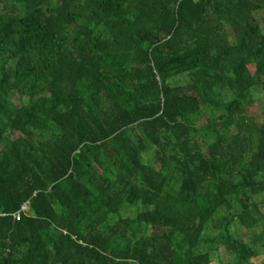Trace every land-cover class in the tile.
I'll return each mask as SVG.
<instances>
[{"label": "trees", "instance_id": "trees-1", "mask_svg": "<svg viewBox=\"0 0 264 264\" xmlns=\"http://www.w3.org/2000/svg\"><path fill=\"white\" fill-rule=\"evenodd\" d=\"M260 14L264 0H0V264H213L221 248L253 264ZM237 224L262 232L241 242Z\"/></svg>", "mask_w": 264, "mask_h": 264}, {"label": "rangeland", "instance_id": "rangeland-1", "mask_svg": "<svg viewBox=\"0 0 264 264\" xmlns=\"http://www.w3.org/2000/svg\"><path fill=\"white\" fill-rule=\"evenodd\" d=\"M258 21L261 25L264 24V17L261 14L258 15ZM262 28L264 30V25L262 26ZM250 72L253 74L255 72V68L250 67ZM178 80H179L178 83H184L185 84L190 79L182 77V78H179ZM256 97H257V104L250 109V114L256 120L257 123L262 125V124H264V100L262 98V94H260V93H258L256 95ZM225 99L230 100V99H232V96L225 97ZM11 101L18 107L22 106L25 102L24 99H20L19 97L14 96V95L11 96ZM208 119H209V115L207 114L202 118V124H207ZM256 199L260 204V208H261L262 213L264 214V196H259ZM233 210H232V207L226 208L225 210L222 211V216H227ZM220 214H221V212H220ZM125 215L130 216L133 214L126 213ZM218 219H219V216H217V220ZM233 232L234 233L238 232L239 240L241 242L248 243L249 241H252L255 239V234H259L262 232V227L256 228V229H254V231H249V230L245 229L244 227H242L241 225L237 224L234 226ZM212 233L214 235H217L216 231L212 230ZM257 250L259 252V255L257 258H254L252 260V262H253V264H264V248L262 246L258 245ZM213 264H237V258L233 253H230L226 248H221L219 250L218 254L215 255Z\"/></svg>", "mask_w": 264, "mask_h": 264}, {"label": "built area", "instance_id": "built-area-1", "mask_svg": "<svg viewBox=\"0 0 264 264\" xmlns=\"http://www.w3.org/2000/svg\"><path fill=\"white\" fill-rule=\"evenodd\" d=\"M30 210H31L30 202L27 201L21 206L19 211H17L15 214H13L16 222H20L23 218V215L29 214ZM5 215L6 214H0V216H5Z\"/></svg>", "mask_w": 264, "mask_h": 264}]
</instances>
